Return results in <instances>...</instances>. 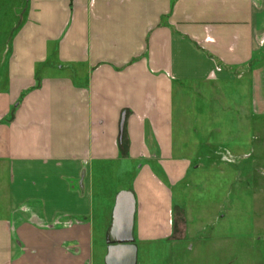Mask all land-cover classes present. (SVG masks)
Listing matches in <instances>:
<instances>
[{"label":"crops","instance_id":"0c3cea01","mask_svg":"<svg viewBox=\"0 0 264 264\" xmlns=\"http://www.w3.org/2000/svg\"><path fill=\"white\" fill-rule=\"evenodd\" d=\"M263 48L264 0H0V264H95L96 199L106 264L119 193L135 264L185 241L190 175L258 165L254 75L223 94Z\"/></svg>","mask_w":264,"mask_h":264},{"label":"rangeland","instance_id":"374dc122","mask_svg":"<svg viewBox=\"0 0 264 264\" xmlns=\"http://www.w3.org/2000/svg\"><path fill=\"white\" fill-rule=\"evenodd\" d=\"M253 58L246 72L236 70L237 81L225 83L223 94L226 101L232 103L236 99V83H249L252 74L259 87L258 124L254 126L257 134L253 147L258 165L250 174L247 187L242 180L244 175L238 177L226 173L221 176L218 172L190 175L188 182H192L194 176L197 180L183 199L188 216L186 240L171 246L165 242L141 246L137 264H264V48ZM209 99L215 104L212 93ZM232 112L233 109H227L226 117L232 116ZM230 160L239 162L235 157ZM105 180L108 188L113 184V174H108ZM240 190L244 195L233 198L234 192ZM175 193L178 190H174ZM100 200L96 199L94 206L95 264H104L102 255L106 248L99 223L105 213L103 209L108 210L110 206L101 205Z\"/></svg>","mask_w":264,"mask_h":264},{"label":"water","instance_id":"95a60500","mask_svg":"<svg viewBox=\"0 0 264 264\" xmlns=\"http://www.w3.org/2000/svg\"><path fill=\"white\" fill-rule=\"evenodd\" d=\"M122 126L123 118L120 124L121 130ZM122 210H124V212H122ZM133 213L134 199L132 195L130 193H119L115 200L113 212L115 231L111 233V236L107 239L110 246L109 255L105 261L106 264H135L136 249L134 246H131ZM113 242H115L117 246H113ZM123 254L124 256H122Z\"/></svg>","mask_w":264,"mask_h":264}]
</instances>
